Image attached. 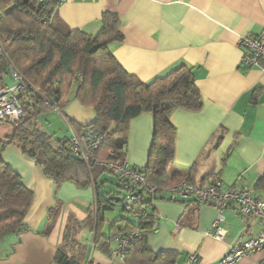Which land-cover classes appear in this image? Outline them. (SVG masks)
<instances>
[{
  "label": "crops",
  "instance_id": "0c3cea01",
  "mask_svg": "<svg viewBox=\"0 0 264 264\" xmlns=\"http://www.w3.org/2000/svg\"><path fill=\"white\" fill-rule=\"evenodd\" d=\"M105 12L119 19L122 42L112 52L127 73L146 83L181 65L193 71L202 107L197 112L176 109L170 116L176 129L171 171L195 185L219 180L226 188H250L264 202V68L244 64L245 51L240 46L242 38L264 36V0H95L64 3L55 15L69 30L94 37ZM13 83L9 73L0 77V87ZM75 93L72 87L62 114L44 111L38 127L63 138L70 137L69 121L80 127L92 125L93 111L81 106ZM54 120L68 134L53 127ZM11 130L10 125L0 123V141ZM152 134L150 113L131 121L125 156L130 168L146 165ZM0 158L33 192L24 221L27 231L0 242V264H59L57 254L68 219L83 222L95 211L93 188L65 182L56 189L12 145L1 149ZM206 177L211 180L204 182ZM98 183L107 193H115L118 186L106 175ZM154 207L159 222L147 238V249L155 255L173 254L175 264H184L191 256L197 257L198 264H216L240 237L248 240L264 229L258 221L243 219L228 209L222 213L224 233L219 241L211 235L217 216L213 208L199 206L187 217L179 204L160 201ZM107 226L108 222L105 235ZM84 238H88L85 245ZM76 242L84 253L81 264H116L92 248L93 234L87 230L77 233ZM236 264H264V249Z\"/></svg>",
  "mask_w": 264,
  "mask_h": 264
},
{
  "label": "trees",
  "instance_id": "16d2710c",
  "mask_svg": "<svg viewBox=\"0 0 264 264\" xmlns=\"http://www.w3.org/2000/svg\"><path fill=\"white\" fill-rule=\"evenodd\" d=\"M55 0H0V40L4 56L0 57V77L13 66L25 80L18 102L23 118L16 123L0 121L11 126V133L0 141L15 146L53 181L57 189L65 182L78 187L91 186L95 195V211L83 222L70 217L65 226L62 245L57 254L59 264H81L84 253L76 242L77 233L84 229L93 234V247L108 256L115 248L114 239L134 233L136 238L125 254L124 264H175L173 254L155 255L147 249V238L157 228L159 218L154 204L160 201L184 207V216L200 205L196 201L173 202L165 190L186 180L178 171H171L175 156L176 129L170 116L176 109L197 112L202 100L191 68L181 65L163 76L143 83L127 73L113 56L112 48L122 42L117 15L105 12L96 36L69 30L56 18ZM76 87L75 100L93 111L95 122L80 127L69 121L76 132L88 129L106 135L95 153L103 162L125 161L127 135L133 119L143 113L153 117V134L144 167L133 168L144 182L155 189L150 196L139 185V202L121 208L126 216L110 224L105 213L120 207L109 198L121 193H107L98 183L101 176L120 179L113 173L95 166L90 171L69 152L70 137L55 138L41 131L38 117L49 110L46 101L57 104L62 114L68 96ZM206 177L203 181H209ZM121 189L123 192L122 184ZM114 196V197H113ZM33 201L18 174L0 158V242L8 235L18 237L27 231L25 218Z\"/></svg>",
  "mask_w": 264,
  "mask_h": 264
},
{
  "label": "built area",
  "instance_id": "2783aa9c",
  "mask_svg": "<svg viewBox=\"0 0 264 264\" xmlns=\"http://www.w3.org/2000/svg\"><path fill=\"white\" fill-rule=\"evenodd\" d=\"M95 0H55L57 7L64 3L92 2ZM240 46L245 51L243 63L248 67L264 68V36L260 38H242ZM4 56L2 41L0 40V57ZM8 73L16 83L15 87H0V121L16 123L23 118V110L18 102L25 87V80L21 74L11 66ZM46 107L59 113L57 104L46 101ZM60 114V113H59ZM70 132L69 152L72 156L82 161L88 171L98 166L105 171L117 176L122 184L125 198L124 205L131 208L138 202L137 188L141 185L146 193L153 196L156 191L148 186L143 177L125 161L103 162L95 158V153L106 140L107 136L93 133L88 129L76 132L68 126ZM165 195L173 202L196 201L200 206L213 208L217 216L212 224L211 235L215 240H222L225 223L222 213L228 209L243 219L255 220L264 227V202L256 198L250 188H226L219 180L212 183L195 185L188 180L173 185L165 190ZM136 235H120L114 239L115 248L110 250L108 258L116 261V264H124L125 254L133 243ZM92 248L93 244H92ZM264 249V229L256 237L244 240L240 237L230 246L227 253L216 264H236L244 258ZM184 264H198L195 256L188 257Z\"/></svg>",
  "mask_w": 264,
  "mask_h": 264
},
{
  "label": "rangeland",
  "instance_id": "374dc122",
  "mask_svg": "<svg viewBox=\"0 0 264 264\" xmlns=\"http://www.w3.org/2000/svg\"><path fill=\"white\" fill-rule=\"evenodd\" d=\"M12 68L16 71V72H18L13 66H12ZM16 86V83L14 82L13 83V85L12 86H9L10 88H12V87H15ZM49 119H52V117L50 118V117H48ZM53 127H61L62 128V133L61 134H68V133H66L65 131H64V129H63V126H62V124H60L59 122H56V120H54V123H53V125H52ZM39 129L41 130V131H43V132H45L47 129L45 128H41V127H39ZM54 129V128H53ZM53 129H50L49 131L50 132H53ZM58 134H60V132H58ZM115 182L117 183V181L115 180ZM117 185L118 186H115V188H114V190H116V192L117 193H121V197L124 199L125 198V194H124V192H122V190L120 189H118L119 187L121 188V184L118 182L117 183ZM119 216H126L124 213H123V211H122V209L120 208V207H115L114 208V210H112V211H107L106 213H105V219H106V221L108 222V226H109V223H111V222H113L114 220H116ZM107 226V227H108ZM87 239V240H86ZM86 241H88V238H84L83 239V241H82V243H83V245H85V242Z\"/></svg>",
  "mask_w": 264,
  "mask_h": 264
},
{
  "label": "water",
  "instance_id": "95a60500",
  "mask_svg": "<svg viewBox=\"0 0 264 264\" xmlns=\"http://www.w3.org/2000/svg\"><path fill=\"white\" fill-rule=\"evenodd\" d=\"M108 201H115V202H118L119 205H120V208H124V203L122 201V199L120 197H114V198H109L107 199Z\"/></svg>",
  "mask_w": 264,
  "mask_h": 264
}]
</instances>
